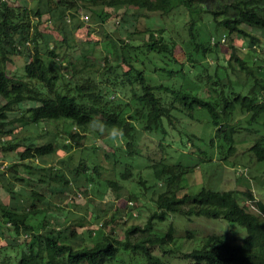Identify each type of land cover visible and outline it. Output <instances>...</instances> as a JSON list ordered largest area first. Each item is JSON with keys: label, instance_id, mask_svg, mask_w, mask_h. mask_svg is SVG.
<instances>
[{"label": "trees", "instance_id": "1", "mask_svg": "<svg viewBox=\"0 0 264 264\" xmlns=\"http://www.w3.org/2000/svg\"><path fill=\"white\" fill-rule=\"evenodd\" d=\"M44 5L46 7L43 10L39 6L34 10V20L28 5L18 0H0V96L5 100L0 103V147L4 151H17L19 159L25 161L58 150L54 141L27 144L24 147L19 141L11 142L9 137L18 130L13 123L25 115H28L31 123L70 119L75 127L84 130L93 117H99L109 127L118 125L124 130V137L128 139L126 147L129 153L135 154L137 143L134 139L143 131L171 135V128H176L181 122L179 114L195 118L197 111L207 110L215 127L211 144L219 146L217 154L220 159L237 164L241 151H249L257 160H264V133L260 132L264 126V72L252 67L235 50L230 61L234 59L236 66L246 72L248 78L245 81L233 78V74H236L233 65L226 68V76H221L217 70L219 66L215 64L214 70H208V76L205 77L212 95L205 96L198 91L201 83L205 82L204 73L198 67L209 68L210 64H205L206 57L214 49L212 42L205 43L197 39L193 26L190 27L192 39L188 53L194 63L188 62V59L186 70L185 61L180 60L186 53L181 56L175 52L178 46L184 48L178 40L165 38L164 26L159 29L148 27L145 30H131L118 44L113 42L111 50L118 60L116 68L122 69L120 74L123 78L120 81L116 74L103 80L94 60L84 53L76 58L82 57L84 60L82 67L78 68L71 56H64L68 54L67 51L50 47L54 38L46 30L47 21H51L56 30L67 27L71 24L68 12L77 17L84 7L91 11L97 21L106 23L119 12L120 21L124 20L130 8L165 15L182 5L190 12L211 13L229 36L235 33L243 35L249 39L250 47H254L260 43V38L247 26L264 29V0H46ZM97 8L101 10L98 12ZM55 10L59 11L57 19L53 17ZM76 25L80 26L79 23ZM28 45H32L33 53L24 66V75H10L7 64L12 61L14 54H23ZM151 53L158 54L164 64L150 68L147 60L149 63L157 62L150 57ZM164 53L171 55L172 60L178 63L176 67H168L165 56L161 55ZM109 55L105 56L104 67L111 72L115 67H112ZM46 56L48 59H45ZM60 59H66L64 71L58 65ZM157 71L181 75L184 82L188 78L186 74L193 73L195 86L181 82L175 87L154 81L151 76ZM121 88L130 97L126 101L112 97ZM26 101L34 104L24 109L20 116L10 118L8 112L16 110ZM244 132L249 137L239 139ZM69 134L76 147H83L81 137L84 136L73 131ZM193 138L200 137L193 133L189 140ZM70 145L75 146L72 143ZM157 146L164 148L161 142ZM201 153L205 156V151L201 150ZM106 158H111V154L106 153ZM69 161L62 160V163L67 164ZM15 166L11 164L7 168L11 171V178L15 175ZM25 166L32 168L28 163ZM148 166L152 167L154 177L163 189L154 192L156 208L146 223L130 225L125 229L123 238L117 237L113 228L109 232H103L101 227L87 228L84 237L92 238L90 241L94 242L91 244L77 240L80 234L73 225L58 226L52 223L53 214L48 212L47 205L42 206L46 198L43 193L37 190L30 194L20 193L15 190L16 184L12 179L3 178L0 185L13 199L5 202L0 198V232L6 238V243L0 244V264H119V254L125 249L131 255L143 252L148 264H166L154 249L174 241L175 228L171 225L165 235L153 234L151 231L156 220H165L170 213L175 212L188 218L195 215L223 217L243 224L247 229L241 241L231 240L224 234H208L199 247L183 253L194 260L192 264H264V200L257 199L250 187L240 192L247 200L255 202L256 212L250 209V202L239 199L234 189L202 187L195 193L184 191L180 194L179 191L185 186L184 176L191 170L187 164L151 158ZM100 168L101 165L90 168L87 160L81 158L77 171L88 173L91 169L99 174ZM47 171L52 173V168ZM5 172L6 169L3 170ZM50 172L45 175H54ZM61 174H58V180L63 179V183H68V178H62ZM120 175L128 179L134 176V172L127 168ZM139 183L145 192L149 190L148 180L143 176L139 177ZM107 184L117 192L122 188L117 178H107ZM137 197L133 193L127 202L122 198L119 200L133 207ZM19 198L22 206H18ZM106 222L103 221L102 225L106 226ZM23 234L30 236L26 242L19 239Z\"/></svg>", "mask_w": 264, "mask_h": 264}, {"label": "rangeland", "instance_id": "2", "mask_svg": "<svg viewBox=\"0 0 264 264\" xmlns=\"http://www.w3.org/2000/svg\"><path fill=\"white\" fill-rule=\"evenodd\" d=\"M18 1L23 5L29 6L34 20H36L34 10L38 6L42 10L46 7L44 5L46 0ZM100 10V8H97L98 12ZM78 15L74 17L71 12H68L67 16L69 20L71 19V24L62 30L60 27L56 30L51 25V21L46 22V30L54 38L50 43V47H57L62 52L67 51L68 54L64 56H71L76 61L78 68L82 67L84 60L82 57L78 60L76 58L83 53L87 54L94 60L100 77L105 81L107 77H112L115 74L119 78L118 81L123 78L120 74L122 69L116 68L118 60L117 57H114L115 55L111 50L113 42L118 44V41L121 38H126L127 32L131 30H145L148 27L159 29L163 26L166 27L164 30L166 39L174 38L182 44L184 49L178 46L175 52L181 56L182 53H186L180 59L185 61V70L188 67L186 61L189 59L188 51L191 48L192 35L190 27L193 26L199 41L212 42L214 51L208 53L207 60H204L205 64L207 62L211 67L206 68L201 65L198 67L204 73L203 80L205 82H202L201 87L198 89L202 95H212L211 87L206 83L205 77L208 76V70H214L215 64H218L217 70L221 76H226V68H230L233 65L236 73L233 74V78L235 77L241 81H245L248 78L247 73L236 66L234 59L230 61L234 50L240 56L245 57L256 70L260 69L264 72V29L247 26L249 30L260 38L258 45L250 47L248 38L237 33L229 36L226 33L227 30L219 25L209 12H190L188 8L182 5L176 6L171 13L165 15L159 12L130 8L124 20L120 21L119 12L109 18L106 23L97 21L87 7H84ZM53 17L54 19L59 17L58 10L53 12ZM76 23H79L80 26H77ZM17 39L19 40L20 36ZM218 40L219 42H217ZM136 42H140V40ZM32 53L33 47L28 45L24 49L23 54H14L12 61L7 64L8 73L10 75H24V66L31 59ZM167 54L161 55L165 56L168 67H176L178 63L172 60L171 55ZM106 55L111 56L112 67H115L111 72L104 67ZM197 55L200 54L197 53ZM150 57L157 61L149 63L147 60V65L149 64L150 68L164 64L158 54L151 53ZM194 57L198 59L196 55ZM45 59H48V57L46 56ZM65 60H58L60 70L64 71ZM188 62L194 63L190 59ZM196 64H198V61H196ZM186 75L188 78H185L184 82L181 75H171L165 71H157L154 72L151 79L162 81L166 85L175 87L179 86L181 82L195 86L194 74ZM108 82H110V79ZM124 92L125 90L121 88L112 97L126 101L130 97ZM4 101V98L0 96V103ZM33 104L34 102L30 101L21 103L16 110L9 111L8 115L10 118L20 116L24 109ZM179 117L181 122L176 128H171V135L164 136L162 132L152 134L145 131L137 135L134 139L137 143V153L131 154L126 147L127 137L123 136L119 144H114L106 135L94 131L89 126L85 130L78 126L75 127L70 119L42 120L39 123H31L28 121V115H25L22 119L13 123V126H17L18 130L9 137L11 142L19 141L24 147L27 144L39 145L54 141L58 150L56 153H49L43 157L22 161L19 159L17 151L6 152L0 147V180L2 181L6 177L12 179L13 183L16 184L15 190L20 193L30 194L33 190L43 193L46 198L42 206L45 207L47 205L49 208L48 212L53 214L52 223L58 226L73 225L76 227L80 234L77 238L80 243L87 241L88 244H91L94 242L90 241L92 238L84 237L87 235V232H84L87 228L99 229L101 227L103 232H109L113 228L117 237L123 238L125 229L130 225H144L146 223L151 212L156 208L153 198L155 197L154 192L163 189L161 183L155 179L152 167L148 166L151 163V158L164 159L167 162H182L191 167V170L184 176L185 186L179 191L180 194L184 193V191L195 193L202 187L219 190L234 189L239 199L243 202H250V209L256 212L255 202L247 200L240 190L249 189L248 187H250L257 199L264 200V160H257L249 151H241V155L237 160L239 163L237 164L232 163L233 161L231 160L220 159L217 154L219 146L216 145L214 147L211 144V138L215 136V127L212 124L209 112L207 110H199L196 112L195 118L184 114H179ZM70 131L79 132L84 136L81 137L83 147H76L73 139L70 138ZM260 132L264 133V126L260 128ZM193 133L200 138L189 140ZM247 137L249 135L244 132L242 136H239V139ZM159 142L163 143V149L157 146ZM71 143L75 146L72 147ZM243 148H245L244 145ZM201 150L205 151V156L202 155ZM106 153L111 154V158H106ZM81 158L87 160L90 168L94 165H101L99 174L91 169L88 173L84 171L78 172L77 166ZM62 160L70 161L64 164ZM115 161L117 162L115 163ZM26 163L30 164L32 168H27L25 166ZM11 164L16 165L15 175L12 178L11 171L7 169ZM49 168H52V173L47 171ZM127 168L133 170L134 176L124 179L120 173ZM5 169L6 172L3 173ZM46 172L54 175L47 176L45 175ZM58 174L63 175L62 178L64 179L68 178L69 184L63 183V179L61 181L58 180ZM140 176L148 180L150 188L147 192L139 183ZM44 177L45 179H43ZM111 177L117 178L122 185L119 192L108 187L107 178ZM133 193L138 195L137 199L134 200L133 207L126 206L124 202H127ZM0 198L5 202H10L13 199L1 185ZM119 199L124 200V202ZM17 203L18 206H22L20 198ZM117 208H120L119 211ZM32 220L34 222L38 221L36 219ZM103 221L107 223L106 226L102 225ZM171 225L175 228L174 241L168 242L163 246H157L154 249V252L166 264H192L194 260L185 257L183 253L199 247L203 238L208 234H224L227 238L235 241H241L247 234L245 225L229 221L223 217L213 218L195 215L188 218L177 212L170 213L165 220H156L151 233L165 235ZM139 235L140 233L137 234V236ZM29 237L23 234L19 239L26 242ZM1 243H6V238L0 232ZM129 252V250L126 251L125 249L121 255L119 254V264H148L143 252H131L133 255ZM113 264H116V262Z\"/></svg>", "mask_w": 264, "mask_h": 264}, {"label": "clouds", "instance_id": "3", "mask_svg": "<svg viewBox=\"0 0 264 264\" xmlns=\"http://www.w3.org/2000/svg\"><path fill=\"white\" fill-rule=\"evenodd\" d=\"M89 127L102 135H106L114 144H119L124 136V130L122 128L118 125L109 127L108 124L99 117H93L89 121Z\"/></svg>", "mask_w": 264, "mask_h": 264}, {"label": "built area", "instance_id": "4", "mask_svg": "<svg viewBox=\"0 0 264 264\" xmlns=\"http://www.w3.org/2000/svg\"><path fill=\"white\" fill-rule=\"evenodd\" d=\"M86 17H88V15H86Z\"/></svg>", "mask_w": 264, "mask_h": 264}]
</instances>
